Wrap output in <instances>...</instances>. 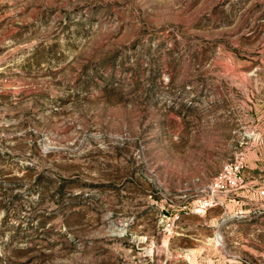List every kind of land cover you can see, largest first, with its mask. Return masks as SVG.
Instances as JSON below:
<instances>
[{
    "label": "rangeland",
    "instance_id": "1",
    "mask_svg": "<svg viewBox=\"0 0 264 264\" xmlns=\"http://www.w3.org/2000/svg\"><path fill=\"white\" fill-rule=\"evenodd\" d=\"M0 264H264V0H0Z\"/></svg>",
    "mask_w": 264,
    "mask_h": 264
}]
</instances>
